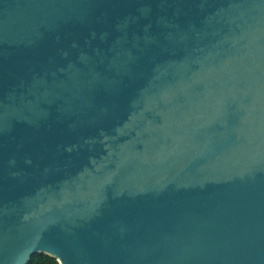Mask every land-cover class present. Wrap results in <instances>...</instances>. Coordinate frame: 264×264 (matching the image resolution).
Segmentation results:
<instances>
[{"label": "water", "instance_id": "1", "mask_svg": "<svg viewBox=\"0 0 264 264\" xmlns=\"http://www.w3.org/2000/svg\"><path fill=\"white\" fill-rule=\"evenodd\" d=\"M264 264V0H0V264Z\"/></svg>", "mask_w": 264, "mask_h": 264}, {"label": "trees", "instance_id": "2", "mask_svg": "<svg viewBox=\"0 0 264 264\" xmlns=\"http://www.w3.org/2000/svg\"><path fill=\"white\" fill-rule=\"evenodd\" d=\"M27 264H58L55 258L45 254H34Z\"/></svg>", "mask_w": 264, "mask_h": 264}]
</instances>
